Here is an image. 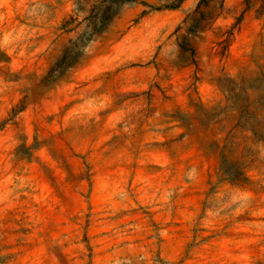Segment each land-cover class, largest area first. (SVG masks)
<instances>
[{
	"label": "rangeland",
	"instance_id": "1",
	"mask_svg": "<svg viewBox=\"0 0 264 264\" xmlns=\"http://www.w3.org/2000/svg\"><path fill=\"white\" fill-rule=\"evenodd\" d=\"M100 1L0 0V264H264V0Z\"/></svg>",
	"mask_w": 264,
	"mask_h": 264
},
{
	"label": "trees",
	"instance_id": "2",
	"mask_svg": "<svg viewBox=\"0 0 264 264\" xmlns=\"http://www.w3.org/2000/svg\"><path fill=\"white\" fill-rule=\"evenodd\" d=\"M134 0H101L99 4L94 6L90 15L86 18L89 24L92 25L91 31H85L82 37L88 36L89 40L93 36L102 34L110 25L112 20L118 14V9L121 5L133 2ZM71 52L70 54H64L62 59L57 63V66H64L67 59H71L66 68L73 67L78 60V52Z\"/></svg>",
	"mask_w": 264,
	"mask_h": 264
}]
</instances>
